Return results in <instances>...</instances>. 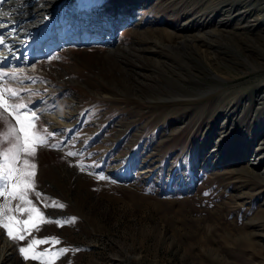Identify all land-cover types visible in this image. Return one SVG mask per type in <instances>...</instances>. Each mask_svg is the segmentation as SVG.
Returning <instances> with one entry per match:
<instances>
[{"label":"rangeland","instance_id":"rangeland-1","mask_svg":"<svg viewBox=\"0 0 264 264\" xmlns=\"http://www.w3.org/2000/svg\"><path fill=\"white\" fill-rule=\"evenodd\" d=\"M37 1L51 8L27 7ZM113 2L120 16L138 8L110 44L36 33L46 46L31 43L28 67L0 66V88L19 93L8 103L55 133L58 147L17 166L35 163L43 196L28 199L61 221H36L23 240L0 227V264H264V0ZM9 123L4 113L0 132ZM45 238L33 251L50 255L25 260L19 248Z\"/></svg>","mask_w":264,"mask_h":264},{"label":"bare ground","instance_id":"bare-ground-1","mask_svg":"<svg viewBox=\"0 0 264 264\" xmlns=\"http://www.w3.org/2000/svg\"><path fill=\"white\" fill-rule=\"evenodd\" d=\"M31 1L33 0H7L0 8V38L4 40V44H0V66L7 69L21 70L23 67H28L30 59L34 57L32 52L35 49H44L46 43L41 37H36V33L52 32L53 37L49 35L48 40L51 46L66 40L73 42L70 41L71 35L77 36L78 42H87L94 38L96 42L110 44L115 26L129 20L131 15L128 11L129 4L123 3L122 12L125 15L120 16L121 11L118 10V5L114 4V0H96L89 8L88 3L91 2L86 0L83 4L78 0H47L51 7L49 11L47 4L42 8L38 7V1L27 7ZM69 1H74L79 8L72 12L64 11L65 15L55 12L61 7L68 8ZM119 2L122 3L123 0ZM59 17L61 21H58ZM41 22L44 24L40 25ZM36 25L40 26L34 28ZM90 28L92 30L88 32ZM34 42H37L35 49L31 46Z\"/></svg>","mask_w":264,"mask_h":264},{"label":"snow or ice","instance_id":"snow-or-ice-1","mask_svg":"<svg viewBox=\"0 0 264 264\" xmlns=\"http://www.w3.org/2000/svg\"><path fill=\"white\" fill-rule=\"evenodd\" d=\"M0 44H4L3 38H0ZM3 73H0V79L3 78ZM8 93L9 95H5ZM19 93L13 89L0 88V118H3L4 113H7L14 121L15 124L9 123L7 125L6 132H0V143L4 141H10L9 147L0 151V197L6 198V204L0 205V227L6 230V234L9 239L23 240L24 235L35 225L36 221H43L45 223H56L61 225V221H52L46 219L39 209L28 199V193L35 191V163L30 162L28 159H24L22 166H17L20 160L21 154L25 157L35 156V150L37 146L48 145V136H54L55 133H48L47 130L38 132L35 130V120L39 117L33 111L29 114L27 111H21L26 109L25 104H10L8 100L10 98L18 96ZM56 148L58 145H48ZM68 156L76 155V153L68 152ZM37 198L43 196L42 193L35 191ZM10 200H19L20 204H17L15 210L8 207ZM21 204L24 207H21ZM54 207L63 208L64 205L53 202ZM15 212H27L29 213L28 220H19L15 215H7V213ZM73 220L75 218H72ZM23 225L24 227H21ZM48 239L35 240L29 242L27 248H19L20 254L25 260L31 259H43L45 256L50 255L47 251L44 253H35L33 250L36 245L48 242ZM58 243V241H55ZM67 249H61L60 253L66 252ZM51 255H58L52 253Z\"/></svg>","mask_w":264,"mask_h":264},{"label":"water","instance_id":"water-1","mask_svg":"<svg viewBox=\"0 0 264 264\" xmlns=\"http://www.w3.org/2000/svg\"><path fill=\"white\" fill-rule=\"evenodd\" d=\"M138 8V5L137 4H135V5H133L132 6V8H131V19L128 21V22H122V23H119L118 25H116L115 26V31H114V36H113V39L117 36V33H118V31H119V29L121 28V27H124V26H127V25H129L130 23H131V20H132V16L133 15H135V11H136V9ZM102 45L103 43H100V42H86V43H84V44H74V45H76V46H82V45H85V46H91V45ZM60 46H58V48H59Z\"/></svg>","mask_w":264,"mask_h":264}]
</instances>
